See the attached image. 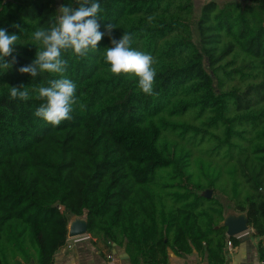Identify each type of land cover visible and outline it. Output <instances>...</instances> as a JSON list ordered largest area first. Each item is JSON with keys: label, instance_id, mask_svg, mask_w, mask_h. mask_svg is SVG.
<instances>
[{"label": "trees", "instance_id": "trees-1", "mask_svg": "<svg viewBox=\"0 0 264 264\" xmlns=\"http://www.w3.org/2000/svg\"><path fill=\"white\" fill-rule=\"evenodd\" d=\"M99 3L97 48L61 53L77 103L53 126L34 115L44 101L33 90L59 74L18 68L41 47L32 33L77 0H0V28L18 35L17 63L0 68V264H54L70 215L131 264L194 251L222 264V196L264 237V0H208L199 10L195 0ZM108 24L154 58V94L109 70ZM19 85L28 101L9 98Z\"/></svg>", "mask_w": 264, "mask_h": 264}, {"label": "clouds", "instance_id": "clouds-1", "mask_svg": "<svg viewBox=\"0 0 264 264\" xmlns=\"http://www.w3.org/2000/svg\"><path fill=\"white\" fill-rule=\"evenodd\" d=\"M78 7L61 4L57 11L56 22L47 29L40 28L32 33V39L41 47L37 49L35 59L26 66L18 68L20 73L36 77L41 72L59 74V78L48 81V86H39L33 91L36 98L44 101L34 115L58 126L63 120L71 119L72 106L77 103L76 84L64 76L67 60L62 51L71 50L74 55L83 57L89 49H96L105 33L99 31L98 13L102 11L99 0H77ZM149 22L152 18L149 17ZM15 27H19L15 25ZM113 25H106L111 46L105 48L104 59L114 74L131 73L138 78V87L146 95L154 94L156 70L154 58L130 47L132 36L124 32L116 39L111 36ZM17 34H9L0 28V68L9 69L17 63L13 55ZM11 57V60H6ZM10 99L28 101L31 93L24 85L11 86Z\"/></svg>", "mask_w": 264, "mask_h": 264}, {"label": "crops", "instance_id": "crops-1", "mask_svg": "<svg viewBox=\"0 0 264 264\" xmlns=\"http://www.w3.org/2000/svg\"><path fill=\"white\" fill-rule=\"evenodd\" d=\"M208 0H195L199 8ZM220 1V0H219ZM196 3V4H197ZM89 234V233H88ZM87 234V235H88ZM227 238L222 264H260L264 259L260 247L264 248V237L255 234V228L250 226L245 233ZM231 241L230 246L228 242ZM33 264V263H32ZM54 264H131L129 254L124 248L115 245L110 247L103 240L84 238L73 244L72 247L64 245L55 254ZM170 264H212L208 254L198 251L176 255L170 253Z\"/></svg>", "mask_w": 264, "mask_h": 264}, {"label": "water", "instance_id": "water-1", "mask_svg": "<svg viewBox=\"0 0 264 264\" xmlns=\"http://www.w3.org/2000/svg\"><path fill=\"white\" fill-rule=\"evenodd\" d=\"M196 32L195 42H198V29H194ZM208 195L212 194V190H208ZM61 206V205H58ZM236 216L226 214L223 224L228 227L227 234L229 236L238 235L245 232L251 225L248 223V215L246 212L236 213ZM242 215V216H241ZM69 236H79L88 233V221L84 216H74L68 225ZM116 245V243H114Z\"/></svg>", "mask_w": 264, "mask_h": 264}, {"label": "built area", "instance_id": "built-area-1", "mask_svg": "<svg viewBox=\"0 0 264 264\" xmlns=\"http://www.w3.org/2000/svg\"><path fill=\"white\" fill-rule=\"evenodd\" d=\"M83 234V235H79V236H69V230H68V237H67V242H66V245L69 246V247H72L74 243L78 242V241H81L83 240L84 238H94V240H98L97 237H92L90 234ZM228 244L231 246L232 245V242L229 241ZM260 264H264V259L261 260Z\"/></svg>", "mask_w": 264, "mask_h": 264}, {"label": "rangeland", "instance_id": "rangeland-1", "mask_svg": "<svg viewBox=\"0 0 264 264\" xmlns=\"http://www.w3.org/2000/svg\"><path fill=\"white\" fill-rule=\"evenodd\" d=\"M197 3V2H196ZM196 7H197V10H199V3H197L196 4ZM192 26H193V28L195 29L196 28V24H192ZM213 195V194H212ZM221 199L223 200V202L226 204V206H227V214H236V213H238L237 211H235L234 210V208H233V205L231 204V202L226 198V197H221ZM231 205V206H230ZM73 217L74 216H71L70 215V221H71V219H73ZM246 232V231H245ZM245 232H243V233H245ZM243 233H240V234H243ZM240 234H238V235H240Z\"/></svg>", "mask_w": 264, "mask_h": 264}, {"label": "bare ground", "instance_id": "bare-ground-1", "mask_svg": "<svg viewBox=\"0 0 264 264\" xmlns=\"http://www.w3.org/2000/svg\"><path fill=\"white\" fill-rule=\"evenodd\" d=\"M230 215L236 216L237 214H234V213H233V214H230ZM241 216H242V215H241Z\"/></svg>", "mask_w": 264, "mask_h": 264}]
</instances>
